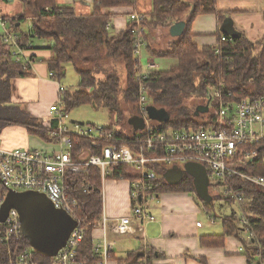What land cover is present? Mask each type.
I'll return each instance as SVG.
<instances>
[{
    "label": "trees",
    "instance_id": "16d2710c",
    "mask_svg": "<svg viewBox=\"0 0 264 264\" xmlns=\"http://www.w3.org/2000/svg\"><path fill=\"white\" fill-rule=\"evenodd\" d=\"M152 12L141 22L148 32L157 28L169 29L175 23L181 22L188 14L186 31L181 38L173 42L169 51L157 52L147 45L152 57L173 58L178 61L167 71L155 70L147 80H144L148 98L155 107L165 109L170 121L167 128L200 127L204 123L205 114L191 109V100H202V106H210L211 90L214 86L224 82L226 88L232 92L237 101L242 98L256 99L264 94V38L255 44L245 37L232 39L220 33L219 45L200 49L194 43L195 34L192 25L198 16L216 14L222 24L226 15L217 9V0H152ZM23 11L16 16L4 17L10 24V29L18 34L22 45L31 44L34 40L45 39L51 41L54 58L47 62L50 72L59 80L65 77V67L74 64L80 75L78 90L68 89L64 94V103L70 113L81 106L92 105L96 108L105 107L118 116L122 121L120 96L124 102L137 104L139 101L140 80L138 72L140 62L135 56L137 49L136 35L138 24L129 22L126 31L113 35L107 30V25L116 17L110 10L117 7L131 6L135 0H93L94 8L90 15L77 16L73 7L61 6L57 0H19ZM28 22V29L23 28ZM170 30V29H169ZM143 39L147 40V33ZM222 37L228 41L222 42ZM33 46V45H32ZM107 58L116 63H122L127 73L126 87L122 92L121 79L117 71L107 73L104 79L98 76L101 72V59ZM32 75V66L29 63L15 62L9 51L0 52V133L5 128L19 127L37 136L45 142H57L53 133L57 128V121L48 128L43 121L27 112L21 105L13 103L14 81ZM212 107V106H211ZM210 111V109H209ZM137 117V114H133ZM200 117H202L200 119ZM130 132L116 127H105L112 137L100 141L99 145H132L136 146L135 139L142 135L130 125ZM139 133V134H137ZM259 159L250 165L249 169L255 176L264 177V141L257 145ZM83 150L91 154H99L89 140H83L73 150V158L78 159ZM131 169L119 165L115 169L113 178L127 180L132 176ZM187 174L177 185H169L160 179L156 183V193H195L196 188ZM230 185L240 192L244 199V209L250 217L258 223V241L262 245L264 256V189L238 177L230 179ZM67 191L74 195L79 203L76 217L80 227L85 232L83 240L78 244L76 255L77 264H99L95 257L93 230L102 222L104 213L102 175L97 167L89 168L86 175L67 174L65 182ZM211 194V192H210ZM212 196V194H211ZM220 197V196H219ZM213 198V196H212ZM213 200V199H212ZM232 202V201H230ZM229 202V203H230ZM233 203V202H232ZM207 212L210 206L204 205ZM224 234L203 237L201 243L207 247L224 245L226 237H235L242 242L245 256L249 264L257 262L258 247L255 242L246 239V233L238 227L235 213L223 217ZM25 251L32 252L34 262L38 264H53L55 257L42 255L30 247L29 240L21 235L17 239L5 243L0 239V264H17V258ZM110 257V256H109ZM160 259L152 248L145 252L133 251L119 264H152Z\"/></svg>",
    "mask_w": 264,
    "mask_h": 264
},
{
    "label": "built area",
    "instance_id": "2783aa9c",
    "mask_svg": "<svg viewBox=\"0 0 264 264\" xmlns=\"http://www.w3.org/2000/svg\"><path fill=\"white\" fill-rule=\"evenodd\" d=\"M130 16L131 21L138 24L135 32L137 44L135 56L140 62L141 49L145 45L143 35L147 30L141 27L143 16L135 13ZM109 29L110 24L107 25V30ZM0 30L1 43L14 61L32 65L29 52L34 47L31 44L22 45L18 34L10 29V24L4 17H0ZM221 41L226 42L228 38L222 37ZM155 70L157 65L152 61L145 71L142 70L140 63L138 101L139 111L145 120V128L140 132L142 135L135 139L137 144L135 147L117 144L102 147L99 145L100 141L112 137V134L105 131V127L90 124L84 126L70 121L63 100L68 89L60 83L53 72H50V78L57 81L59 89V98L49 111L51 117L57 121V128L52 137L58 140L50 142L56 150L7 149L3 147L0 139V211L10 192L34 191L46 194L56 209L65 210L79 222V226L69 238L66 247L55 257L53 264H77L75 258L78 244L83 240L85 232L76 217L79 203L65 187L67 174L86 175L89 168L97 167L102 175L104 193L105 183L109 179L121 180L114 179L113 175L119 165H125L133 173V177L126 180L131 187V212L128 216L115 221L102 215L99 226L103 229L104 236L94 245L95 257L100 260L99 264H109V256L115 247L109 240V235H143L145 225L156 221V217L149 211V206L158 202L160 195L156 193L158 180H165L166 172L174 167L185 171L188 163H195L203 165L208 171L210 192L217 191L220 197L239 206L238 213H235L238 227L246 233V239L255 242L259 249L255 264H264L262 245L258 241V223L244 209L243 202L247 199L230 185V179L238 177L264 189V177L255 176L248 170L250 165L259 159L260 150L257 145L264 141V94L256 99L242 98L237 101L224 82H221L211 90L210 99L214 102L212 107L209 105L210 111L203 115L204 123L200 127L167 128L165 124L153 122L147 116L149 101L144 80H147ZM86 139L95 150H100V153L91 154L88 150H83L79 158L74 159V148ZM20 220L18 211L11 210L7 220L0 221L1 241L10 243L22 235ZM208 220L210 224L217 221L212 215L208 216ZM197 226L201 227L202 224L198 223ZM16 262L38 264L34 262L33 254L29 251L18 256Z\"/></svg>",
    "mask_w": 264,
    "mask_h": 264
},
{
    "label": "crops",
    "instance_id": "0c3cea01",
    "mask_svg": "<svg viewBox=\"0 0 264 264\" xmlns=\"http://www.w3.org/2000/svg\"><path fill=\"white\" fill-rule=\"evenodd\" d=\"M135 1L134 7L125 6L110 10L116 14L109 29L112 34L114 33L113 35L126 31L131 14L146 16L152 12V0ZM57 3L61 6L73 7L77 16L90 15L94 8L93 0H57ZM217 9L226 17L233 19L234 27L244 34L248 41L255 44L264 38V0H217ZM22 11L23 8L14 5V0H0V17L16 16ZM187 20L188 17L182 21ZM29 23H27L29 26L25 24L24 30L30 27L31 23ZM221 25L216 14L198 16L192 25L195 34L194 43L200 49L218 46L220 43L218 39L222 33ZM150 34L147 33L145 42L152 46L151 43L154 42L150 40L152 36ZM1 35L0 30V38ZM147 44H145L146 50ZM32 45L34 49L29 52L33 61L32 75L14 81L13 103L21 105L27 112L43 121L46 127L51 128L56 121L49 111L59 98L57 81L50 78L47 64L54 58V52L49 40H34ZM6 50L0 39V52ZM147 56L152 61L155 59L148 50ZM0 139L3 147L7 149L56 150L51 143L30 135L19 127L5 128L0 133ZM108 183L106 182L104 186L103 215L115 221L128 216L131 212V187L126 180H115L110 190L107 188ZM108 190H110L109 195ZM188 195V193L175 192L160 194L158 202L149 206V211L156 217V221L145 225L143 235L115 236L110 234L109 240L114 243L115 247L110 254L109 264H119L118 260L126 258L129 253L145 252L147 248H152L156 256H160V259L153 261L152 264H249L242 242L233 236L226 237L224 245L217 248L202 245L203 237L224 234L223 221L219 222L223 233L217 235H212L215 229L207 230L203 223L201 227H198L197 224L200 222L196 223L195 214H199L200 211ZM215 224L210 225L213 227ZM93 231L95 245L104 236V231L101 226Z\"/></svg>",
    "mask_w": 264,
    "mask_h": 264
},
{
    "label": "water",
    "instance_id": "95a60500",
    "mask_svg": "<svg viewBox=\"0 0 264 264\" xmlns=\"http://www.w3.org/2000/svg\"><path fill=\"white\" fill-rule=\"evenodd\" d=\"M186 22L181 21L172 25L170 35L181 38L185 33ZM221 32L232 39H240L242 33L234 27L233 19L227 16L221 25ZM209 105L199 106L196 111L197 117L200 113L209 112ZM147 116L153 122L167 124L170 116L165 109L149 105ZM134 130L141 131L145 128V120L142 117H132L129 121ZM189 174L193 178L196 194L205 204L211 206L213 200L210 194L209 173L203 165L188 163L185 171L174 167L166 172L164 179L167 184L173 186L179 184ZM11 210H17L21 219L20 232L24 235L35 251L42 255L57 257L63 250L79 226V222L72 218L65 210L56 209L46 194L30 191L27 193L10 192L2 204L0 221L5 222Z\"/></svg>",
    "mask_w": 264,
    "mask_h": 264
},
{
    "label": "rangeland",
    "instance_id": "374dc122",
    "mask_svg": "<svg viewBox=\"0 0 264 264\" xmlns=\"http://www.w3.org/2000/svg\"><path fill=\"white\" fill-rule=\"evenodd\" d=\"M14 5H19L20 8H23L22 4L19 2V0H14ZM190 17V14L188 16ZM185 20V18H184ZM30 24V23H29ZM28 25V24H26ZM29 26V25H28ZM25 27V26H23ZM169 29H162L157 28L154 30H150L149 34L150 40H153L154 43H151L152 46L151 49L157 52H166L169 51L172 46L173 42L177 39L170 35ZM148 32V31H147ZM114 34V33H113ZM39 42V41H38ZM147 44V42H145ZM148 45V44H147ZM154 64L157 65V70L159 71H167L172 66L177 65L178 61L173 58H159V57H153ZM140 63L142 66V70H147V66L149 62H151V58H148L147 56V50L146 46L144 45L141 49V55H140ZM101 67L102 70L100 73H98V76L101 79H104V77L107 75V73H111L113 70L117 71L120 75L121 79V88L122 92L127 89L126 87V80H127V73H125V68L122 63H116L114 60H108L103 56L101 59ZM152 61V62H153ZM80 82V75L77 73V70L75 69L74 64L69 63L65 67V77L62 79V84L66 89H73L78 90V85ZM149 101V98H148ZM190 106L191 109L194 111H197L199 106L203 104L202 100H191ZM121 103V109L122 113L125 116V118L122 121L118 120V116L115 115L114 112H111L110 110L106 109L105 107H100L99 109L92 105H85L81 106L77 109H73L69 113L70 121H74L79 124L85 125H92L95 127H116L117 129H123L127 132H130L131 128L129 126V121L133 117V114H137L138 117H142L141 113L139 111L140 106L139 102L136 104L132 103H125L123 100V95L120 96ZM149 105H152L149 101ZM202 117H200L201 119ZM139 133L141 131H138ZM193 181V178H191ZM109 182V183H108ZM112 182H114L112 179H109L107 181L108 185L107 188H110L112 185ZM111 190V188H110ZM110 190H108V195L110 194ZM189 198L194 201V204L196 205V208L200 211L199 214H195V220L196 223L199 221L200 223H203L204 228L208 229H215L214 233H211L212 235H217L223 233V228L221 224L219 223L220 220L224 216H231L234 213H238L239 206L236 203L228 202L227 200L223 199L222 197H219V193L214 190H211V194L213 196V202L210 206V212H207L205 209V201L201 200L197 194L195 193H188ZM108 198V202H109ZM158 201V200H157ZM212 215L217 219V222L215 226H211L209 224L208 216ZM99 226V224H98Z\"/></svg>",
    "mask_w": 264,
    "mask_h": 264
}]
</instances>
